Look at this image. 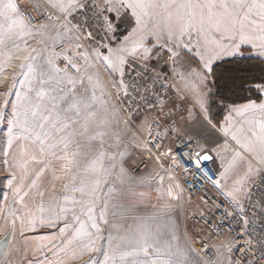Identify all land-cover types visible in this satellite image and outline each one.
I'll return each mask as SVG.
<instances>
[{
  "label": "snow or ice",
  "instance_id": "obj_1",
  "mask_svg": "<svg viewBox=\"0 0 264 264\" xmlns=\"http://www.w3.org/2000/svg\"><path fill=\"white\" fill-rule=\"evenodd\" d=\"M245 46L264 57V0H0V57L5 58L0 95L17 99L16 118L0 146V168L8 174L6 199L19 204L0 224V240L12 236L6 255L0 244V264H20L21 255L32 264L24 255L29 252L33 257L51 253L56 259L49 264H72L101 252L102 233L113 231L119 235L107 240L103 264H264V235L257 236L252 221L240 218L247 215L242 201L252 199L249 183L255 185L254 177L264 182V80L251 85L259 102L227 106L220 127L241 151L234 150L215 183L223 188L236 176L226 192L234 208L223 215L243 227L225 233L224 221L219 222L224 239L210 249L217 253L213 259H199L175 226L162 236L140 218L127 228L109 220L110 212L125 219L132 198L146 196L132 185L152 184L118 167L115 149L121 141L126 136L151 140L155 128L174 126L177 102L189 92L211 125L214 66ZM21 54L19 72L6 81L4 66ZM161 62L168 76L157 71ZM162 138L157 135V142ZM202 153H194L193 163L212 159ZM163 156L164 163L171 162L169 153ZM155 159L159 166L161 158ZM238 162L245 164L242 174L235 172ZM166 176L171 178L164 170L153 179L178 206L183 192L178 184L164 188ZM38 227L56 232L30 243L28 233ZM17 236L23 238V254ZM214 237L202 240L201 247ZM113 239L119 242L113 245ZM161 255L167 259L161 261Z\"/></svg>",
  "mask_w": 264,
  "mask_h": 264
},
{
  "label": "built area",
  "instance_id": "obj_2",
  "mask_svg": "<svg viewBox=\"0 0 264 264\" xmlns=\"http://www.w3.org/2000/svg\"><path fill=\"white\" fill-rule=\"evenodd\" d=\"M157 71L161 75H169L167 66H161ZM169 78L171 79L170 76ZM187 108V104L178 101L177 118L174 126L166 127L163 131L160 128H155L151 140L144 136L138 139V143L133 144L131 151L133 162L128 171L133 174H140L150 169L153 175L156 172L162 173L164 170L170 173L171 178L166 176L163 184H166V186L178 184L183 192V198L178 206L182 212L184 235L188 237L193 252L199 254V259L209 261L217 255V253L210 250L212 246L218 240L224 239L218 234L219 228L217 225H219V222L224 221V225L220 227L223 228L225 233H238L243 226L238 224L236 219L225 218L223 215L224 211L232 212L234 205L224 198L221 188L216 187L215 182L221 179V172L215 169L213 158L207 162L193 163L197 159L194 153L202 149L201 144L179 137L177 120L186 113ZM135 117L136 114L133 113L132 119ZM157 135L163 137L159 142L156 140ZM152 143H157V148H152ZM164 153L170 154V163H164L166 159L163 156ZM156 157L161 158L159 166H157ZM214 173L215 175H213ZM253 179L256 181L255 185L249 183L252 199L251 201L244 200L242 202L243 212L247 215L244 216L241 213L240 218L252 221L249 227L257 236H261L264 235V201L260 197L264 194V182H261L258 177ZM206 221L212 223L208 224ZM229 223L232 225L231 229L227 227ZM213 234H215V237L211 240V243L205 244L202 248V240L208 239ZM240 254L237 252L235 256L239 257Z\"/></svg>",
  "mask_w": 264,
  "mask_h": 264
},
{
  "label": "rangeland",
  "instance_id": "obj_3",
  "mask_svg": "<svg viewBox=\"0 0 264 264\" xmlns=\"http://www.w3.org/2000/svg\"><path fill=\"white\" fill-rule=\"evenodd\" d=\"M29 42H31L29 38ZM248 50L249 53L254 52L250 48H242L241 53L244 54L246 53L245 51ZM255 53V52H254ZM254 56V55H253ZM256 56V55H255ZM256 57H260L259 55ZM261 58V57H260ZM4 59L3 57H0V65H4ZM23 59V55H20L19 59H15L10 66H4L3 71L7 73L6 76H4V79L6 81H11L13 74L19 72L18 65ZM261 59L264 60V57ZM161 66H165L163 62L160 64ZM166 68V67H164ZM212 79V78H211ZM209 88L211 89V94L213 92L212 85H209ZM17 92L22 91V89L17 86L16 88ZM194 93V92H193ZM195 94V93H194ZM184 95V93H183ZM195 96V95H194ZM210 103H211V95H210ZM182 102V101H180ZM190 100L186 98L184 100V103L187 104L189 103ZM17 105V99L15 96H8V95H0V146L3 145L5 142L6 138L9 135V131L11 129V125L13 120L16 118V113H15V107ZM220 106H222L220 104ZM229 106V105H228ZM224 117L228 115V107H225L224 111ZM208 115L211 117L210 111L208 112ZM135 122L138 124L140 121L136 120V117L133 118ZM221 121V122H222ZM225 123V122H224ZM224 125V124H223ZM226 140H221L216 146H214L212 150V154L214 155L216 159V165L220 167H227L228 163L232 161L233 156H234V150L235 151H241L240 147L235 144V142H232L228 138V143L225 144ZM138 143L137 139H133L131 136H126L120 144V147L115 149V152L118 154L117 155V165L118 167H123L127 174L132 177V178H140V177H148L150 180H152V184L150 186H137V185H132V187L135 189L137 192H144L146 193L145 197H133L132 200L134 201V207L132 210L127 214L125 219H121L120 216H115L113 217L111 215V212L109 213V220L110 221H119L123 227L127 228L129 226L134 225V218H140L143 219L145 222H147L151 228L154 231H158L161 233V235H166L169 229L172 226H175L177 235H180L181 233L184 234L183 232V226H182V212L179 206H177V203L175 201L170 200L165 195L161 194L160 186L155 184V181H153L154 175L152 174V170H148L146 172L140 173V174H133L128 171V168L131 166L133 162L132 154L131 151L133 149V144ZM119 153H123L122 157L119 155ZM245 168V164L243 162H238L237 163V168L235 170L236 173L242 174L243 170ZM7 172H5L2 168H0V203L4 202L5 205L7 206L8 210L7 213L9 212L10 209H16L19 207V204L16 203L14 204L13 201L7 197H9V190L7 188ZM236 176L230 177L227 181H225V187L221 188V192L224 196V198L233 205V202L229 198V196L226 194L228 190H230L232 184H233V179H235ZM164 188H167L166 184H163ZM3 194V195H2ZM48 197L45 196V199ZM243 202V201H242ZM167 203H171L172 207L171 208H165L164 205ZM17 215H19V212H17ZM105 228L108 226L105 225ZM53 230V233L56 232V229H48L44 228L43 233L45 235L48 232H51ZM37 232L35 231L34 233L30 234L28 233L29 236L33 235L35 236ZM51 234V233H50ZM104 236V239L101 241V252L97 253H91L88 255L83 256L81 259H76L72 262V264H86L87 261L90 259L94 260L97 262V264H100L103 258V252L107 251L109 245L107 243L108 239H111L112 237H116L119 234L116 232H110V233H102ZM118 239H113V245L118 243ZM31 243V241H30ZM189 243V241H188ZM180 246H184V242L180 241ZM164 249H162V252ZM45 257V256H44ZM143 258V257H139ZM45 264H49L51 260L56 259L53 255L45 257ZM149 259H156L155 257H150ZM161 261L167 259L165 255H161L159 257Z\"/></svg>",
  "mask_w": 264,
  "mask_h": 264
},
{
  "label": "trees",
  "instance_id": "obj_4",
  "mask_svg": "<svg viewBox=\"0 0 264 264\" xmlns=\"http://www.w3.org/2000/svg\"><path fill=\"white\" fill-rule=\"evenodd\" d=\"M245 52L249 53L248 50ZM212 80L209 111L211 120L218 125L223 120L226 106L247 103L249 99L259 102V93L251 85L264 80V60L256 56L223 60L214 66Z\"/></svg>",
  "mask_w": 264,
  "mask_h": 264
},
{
  "label": "crops",
  "instance_id": "obj_5",
  "mask_svg": "<svg viewBox=\"0 0 264 264\" xmlns=\"http://www.w3.org/2000/svg\"><path fill=\"white\" fill-rule=\"evenodd\" d=\"M126 29V25L122 26L121 28L118 29L119 33H123ZM243 48H248L247 46ZM258 56L254 52L251 53H240L239 55L236 56H231V57H225L223 60L231 59L234 57H243V56ZM260 58V57H259ZM262 58V57H261ZM219 61V62H221ZM162 63V62H161ZM218 63V62H217ZM194 93L189 92L187 94V98L190 100L189 103H187L188 108L186 113L179 117L177 120V128L179 131V137L182 139L186 140H193L196 142H199L202 146V149L204 150L205 153L209 154L213 158V163L214 167L217 171H220L221 173L224 171L225 166L220 167L219 165H216V159L214 155L212 154V150L214 146H216L221 140H228V137H225L221 132H220V127L224 124V121H222L220 124H215L212 120L211 117L209 116L211 120V125L207 124L204 121L203 114L201 112V109L199 106L196 104L195 99H194ZM184 102V101H182ZM245 104V103H243ZM241 105V104H238ZM230 106V105H229ZM226 117V116H225ZM214 125L215 127H212ZM3 195V194H2ZM7 206L5 205L4 202L0 203V224L4 222L5 217H7ZM42 227H38L36 229L37 234L35 236L31 235L30 236V241H36L41 239L44 236L50 235V233H53V230L51 232H48L46 235L43 233ZM32 234V233H30ZM12 240L11 234H5V238L3 240H0V244H4V254L6 255L8 253V244ZM34 246V245H33ZM17 247L21 249V253L23 254V249H24V243H23V238L17 236ZM24 255H27V259L32 261V264H45V257L52 255L51 253H46V255L43 256H38V257H33L32 254L26 253ZM45 256V257H44ZM3 257L0 256V259ZM18 257H13L14 260H16ZM20 264H27V260L23 258V255L19 257ZM48 264V263H47Z\"/></svg>",
  "mask_w": 264,
  "mask_h": 264
},
{
  "label": "bare ground",
  "instance_id": "obj_6",
  "mask_svg": "<svg viewBox=\"0 0 264 264\" xmlns=\"http://www.w3.org/2000/svg\"><path fill=\"white\" fill-rule=\"evenodd\" d=\"M103 261H104V256H103V258H102V261H101V263H100V264H103Z\"/></svg>",
  "mask_w": 264,
  "mask_h": 264
},
{
  "label": "water",
  "instance_id": "obj_7",
  "mask_svg": "<svg viewBox=\"0 0 264 264\" xmlns=\"http://www.w3.org/2000/svg\"><path fill=\"white\" fill-rule=\"evenodd\" d=\"M205 162V161H204ZM207 162V161H206Z\"/></svg>",
  "mask_w": 264,
  "mask_h": 264
}]
</instances>
